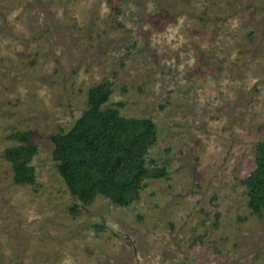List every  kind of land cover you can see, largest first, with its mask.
Wrapping results in <instances>:
<instances>
[{"label":"rangeland","instance_id":"374dc122","mask_svg":"<svg viewBox=\"0 0 264 264\" xmlns=\"http://www.w3.org/2000/svg\"><path fill=\"white\" fill-rule=\"evenodd\" d=\"M149 118L139 196L83 204L50 135L87 108ZM27 134L35 180L4 150ZM264 142V0H0V264H264L245 176Z\"/></svg>","mask_w":264,"mask_h":264},{"label":"trees","instance_id":"16d2710c","mask_svg":"<svg viewBox=\"0 0 264 264\" xmlns=\"http://www.w3.org/2000/svg\"><path fill=\"white\" fill-rule=\"evenodd\" d=\"M111 94L106 82L87 90V108L66 132L50 135L52 158L70 192L83 204L97 194L124 206L139 196L141 182L158 177L164 169L148 170L145 156L156 140V128L149 118L122 116L116 107L105 106ZM22 143L4 150L16 183L31 185L35 180L30 161L36 145L27 134H18ZM248 205L264 214V142L255 149V167L245 176Z\"/></svg>","mask_w":264,"mask_h":264}]
</instances>
